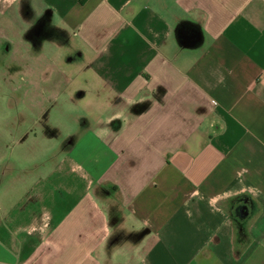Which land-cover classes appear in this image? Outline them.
I'll return each mask as SVG.
<instances>
[{
	"label": "crops",
	"instance_id": "obj_1",
	"mask_svg": "<svg viewBox=\"0 0 264 264\" xmlns=\"http://www.w3.org/2000/svg\"><path fill=\"white\" fill-rule=\"evenodd\" d=\"M13 10L85 62L84 121L44 175L0 119V264H264V0H0L5 50Z\"/></svg>",
	"mask_w": 264,
	"mask_h": 264
},
{
	"label": "rangeland",
	"instance_id": "obj_2",
	"mask_svg": "<svg viewBox=\"0 0 264 264\" xmlns=\"http://www.w3.org/2000/svg\"><path fill=\"white\" fill-rule=\"evenodd\" d=\"M13 12L8 36L11 44L6 42L10 50H5L3 44L0 45V119L10 120L11 132V137L6 140L5 145L9 147L13 158L22 157L24 161L22 166L26 169L32 168L35 171L38 167L39 170L42 163L43 174L46 175L68 152L69 142L72 140L70 136H73L69 134V131L74 130V121L77 119L80 120L78 123L84 121L83 98L69 94V90L80 86L81 80L73 79V74L84 70L85 62L78 58L73 62L67 61L69 56L67 53L63 57L64 48L59 50L53 42L51 36L54 37V35L50 24L47 25L48 30L29 29L26 32L21 15L17 10ZM30 40L32 45L36 40L39 41L41 47L31 45L26 48V43L30 44ZM58 53L61 57L56 60L54 57ZM24 55L27 56L28 69L32 68L30 70L32 75L29 76L22 73L27 72L24 62H21ZM40 55L45 60L36 65L33 61ZM49 59L50 61H47ZM4 74H11L12 77L4 78ZM36 76L43 77V95H36L34 83L31 88H28ZM36 102L40 107L36 106ZM76 103L81 106H74L73 104ZM2 104L10 106L4 109ZM21 174L25 173L23 171L20 173L18 167L13 164L11 176L20 178ZM36 180L37 176L33 174V177L28 180L24 178L22 183L24 186L18 191H15V186L12 188L13 204L15 200L17 203V199L29 189L31 183L33 187L35 186Z\"/></svg>",
	"mask_w": 264,
	"mask_h": 264
}]
</instances>
